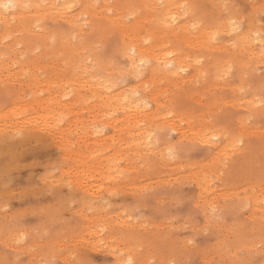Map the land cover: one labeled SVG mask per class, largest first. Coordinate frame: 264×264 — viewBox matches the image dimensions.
I'll list each match as a JSON object with an SVG mask.
<instances>
[{
  "label": "rangeland",
  "instance_id": "obj_1",
  "mask_svg": "<svg viewBox=\"0 0 264 264\" xmlns=\"http://www.w3.org/2000/svg\"><path fill=\"white\" fill-rule=\"evenodd\" d=\"M195 2H183L190 28L199 26L195 16L203 21L193 10ZM202 5L211 20L226 19L236 27L218 38L228 42L230 51L236 35L245 30H250L257 45L264 46V0H212ZM138 14L125 20L129 22ZM105 41L103 45L110 43V39ZM26 54V48L18 46L11 50V57L3 59L10 62L19 58L27 64L22 57ZM200 60L198 66L206 68L209 53ZM236 60L226 59L224 68H228L218 71V76L210 71L212 78L204 70L194 75V68L189 67L181 80L154 77L144 84L143 90L148 92L145 103L155 125L151 144L157 150L142 153V157L129 153L137 167L122 170L119 178L105 179L97 191L91 190L93 193L75 188L73 175L61 173L72 161L62 164L59 138L35 127L14 132L15 141H24L16 151L26 154L17 163L0 169L4 177L0 189L7 191L0 198V264H115L105 247L109 236L111 243L123 251L131 249L132 264H264V152L249 151L255 139L264 137V65L252 54L244 53ZM10 64L15 70L16 64ZM108 64L113 69L126 65L122 56L111 58ZM50 67L52 73L61 69L57 63ZM18 76L24 89L21 96L28 98L25 76ZM125 85L131 86L132 81L126 79ZM17 88L11 79L0 82L1 110L11 105L9 94L16 93ZM4 92L8 96H3ZM36 94L47 96L43 91ZM82 94L84 100L89 95L87 91ZM151 94L155 100L148 97ZM59 98L64 102L61 108L70 111L64 127L73 118L86 127L90 118L86 109L74 106L76 98L70 94ZM233 103L253 104L246 110ZM156 108L170 110L168 117L182 130L202 128L208 134L223 133L227 139L240 137V150L247 149L242 155L230 151V157L224 153L216 157L202 141L188 140L181 132L171 130L165 118H153ZM238 116L244 119L242 123ZM4 117L10 120L14 116L7 113ZM98 129V134L108 137L105 141L112 145L111 128L100 125ZM76 145L78 149L97 146L80 140ZM3 163L4 155L0 156V167ZM89 176L87 183L99 184L98 175L93 174L97 179L90 176L94 180ZM201 177L207 178L208 191H200L199 186L205 182L199 181ZM254 196L263 201L260 211L253 206ZM93 215L100 220L93 223L88 218ZM89 229L93 230L91 235ZM97 234L101 237L99 245L91 243ZM86 240L90 242L85 244Z\"/></svg>",
  "mask_w": 264,
  "mask_h": 264
},
{
  "label": "bare ground",
  "instance_id": "obj_2",
  "mask_svg": "<svg viewBox=\"0 0 264 264\" xmlns=\"http://www.w3.org/2000/svg\"><path fill=\"white\" fill-rule=\"evenodd\" d=\"M194 1L193 10L203 20L200 22L195 16L196 23H199L197 28H190L191 24L185 18L187 12L183 9L184 0H0V82L11 79L19 86L13 95L7 92L3 94H9L11 105L9 103L4 110L0 108V156L4 155L6 159L0 169L9 165L8 163H17L26 154L24 151H16V147L24 141H15L12 138L14 132L35 127L60 139L62 164L72 161L66 169H61V173L73 175V181L77 185L75 188L79 186L85 191H97L105 179L119 178L122 170L137 167L129 153L142 157V153L157 150V146L151 144L155 125L145 103L148 92L143 90V85L148 84L149 80L154 77L181 80L189 67L194 68V75L201 74L204 70L209 76H218V71L228 68H224L226 59L229 58L232 62L244 53L252 54L264 65V46L257 45L250 30L236 35L234 47L230 51L227 48L228 42L218 38L234 31L236 27L226 19L211 20L202 4L212 0ZM4 4L12 7L4 8ZM138 12L135 19L129 22L125 20V17L131 18ZM17 34L19 37L15 36ZM8 38L11 39L4 43ZM107 39H110V43L103 45ZM18 46L26 48L27 54L22 57L28 62L25 64L19 58L10 60L16 64L13 70L10 62L3 58L11 57V50ZM37 51L40 52L34 54ZM207 53L209 63L206 68L198 66L200 58ZM118 56L125 58L126 65L113 69L108 63L111 58ZM40 57H46V60H41ZM56 63L61 69L52 73L50 66ZM64 70L68 72L65 73ZM20 73L25 76L24 86L30 92V96L25 99L20 93V90L22 94L24 91L18 76ZM126 79L132 81L131 86L125 85ZM43 85L47 89L42 90ZM38 91H43L47 96L40 98L36 94ZM51 91L57 94L52 97ZM84 91L89 93L85 100L82 94ZM67 94L76 98L75 107L86 109L90 118L86 127H82L76 118L64 127L70 111L66 112L61 108L64 102L59 97ZM148 97L155 100L154 94ZM54 98L59 99L60 103ZM237 104L249 110L253 103H233V106ZM160 109H155L153 118H165V123L171 130L181 132V136H186L187 139L202 141L211 148L212 154L215 152L216 157L221 153L230 157V151L242 155L247 149L240 150V137L231 136L227 139L223 133L208 134L202 128L182 130L171 116L168 117L170 110L166 112ZM7 113L14 117L6 120L4 116ZM238 117L242 123L244 119ZM220 118L223 119L224 116ZM100 125L111 128L112 135L109 138L112 145L105 141L108 137L98 134L101 132L98 129ZM72 131H75L73 136ZM247 132L251 135L249 130ZM116 134L118 136L114 137ZM23 137L29 138V135L24 134ZM216 139L219 140L218 143L214 141ZM78 140L83 143L92 141L97 146L93 149L87 146L78 149ZM263 144L264 137H258L251 143L249 151L257 149L262 153ZM108 148V152L104 151ZM94 173L98 175L99 184L91 185L85 179L89 175L97 179V176H93ZM90 176L89 179L94 180ZM206 179H199L205 181L199 186L201 192L209 190ZM0 183H4L1 170ZM2 189L0 198L7 194ZM254 197L253 206L257 211L262 210L263 201ZM86 204L90 203L86 200ZM94 216L87 217L93 223L100 220V216ZM97 223L100 225L102 220ZM92 232L89 229L87 233L91 235ZM96 232L97 230L94 234ZM99 236L95 235L96 238L91 243L99 245ZM107 239L105 247L115 259V264H129L131 249L123 251L119 245L111 243L110 236ZM87 242L90 241H84L85 244Z\"/></svg>",
  "mask_w": 264,
  "mask_h": 264
},
{
  "label": "snow or ice",
  "instance_id": "obj_3",
  "mask_svg": "<svg viewBox=\"0 0 264 264\" xmlns=\"http://www.w3.org/2000/svg\"><path fill=\"white\" fill-rule=\"evenodd\" d=\"M2 7L8 8V7H12V5H10V4H4V5H2ZM129 264H131V261H129Z\"/></svg>",
  "mask_w": 264,
  "mask_h": 264
}]
</instances>
